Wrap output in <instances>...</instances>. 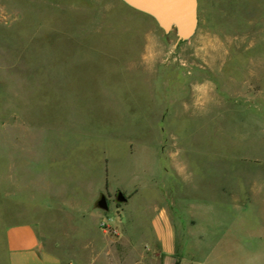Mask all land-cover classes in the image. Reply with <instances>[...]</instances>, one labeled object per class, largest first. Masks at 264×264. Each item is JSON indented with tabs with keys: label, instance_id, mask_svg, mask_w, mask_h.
Returning <instances> with one entry per match:
<instances>
[{
	"label": "rangeland",
	"instance_id": "1",
	"mask_svg": "<svg viewBox=\"0 0 264 264\" xmlns=\"http://www.w3.org/2000/svg\"><path fill=\"white\" fill-rule=\"evenodd\" d=\"M175 41L123 0H0V264L8 226L115 188L138 243L173 215L174 264H264V0H197Z\"/></svg>",
	"mask_w": 264,
	"mask_h": 264
},
{
	"label": "crops",
	"instance_id": "2",
	"mask_svg": "<svg viewBox=\"0 0 264 264\" xmlns=\"http://www.w3.org/2000/svg\"><path fill=\"white\" fill-rule=\"evenodd\" d=\"M202 87L204 88V84L203 86L193 84V92L199 91ZM8 134H10V122ZM117 190L119 189L115 188L106 194H103V191H97L90 199V203L84 207L75 203L68 206V203L62 202L63 206L73 209L75 214L73 218L67 217L69 220L65 225L72 226L69 232L63 234L48 230L49 225L59 224L56 219L47 223L39 217L36 222L8 226L4 232V264H146L144 263L146 260L157 258L160 259L159 264H174L175 226L173 215H170L168 209L158 208V214L151 224L154 238L145 240L143 243H138L134 234L128 233L123 227L120 232L118 228H112L103 220L102 212L108 210L110 196L114 197L110 200L114 203L117 212L124 214L128 207L131 196L126 195L125 201H118L115 196ZM53 195L45 197L40 205L48 209L58 206V199H53ZM102 195L106 197L107 208L97 203ZM171 198V203H173L174 197ZM104 227H107L113 234H107ZM48 245H53L59 251L85 252L87 256L84 260L72 259L70 262H65ZM153 254L156 257H153Z\"/></svg>",
	"mask_w": 264,
	"mask_h": 264
},
{
	"label": "water",
	"instance_id": "3",
	"mask_svg": "<svg viewBox=\"0 0 264 264\" xmlns=\"http://www.w3.org/2000/svg\"><path fill=\"white\" fill-rule=\"evenodd\" d=\"M129 6L152 16L164 32L175 31L177 45L189 38L197 24V0H123ZM118 201H125L127 196L118 191ZM98 205L107 208V200L102 195Z\"/></svg>",
	"mask_w": 264,
	"mask_h": 264
},
{
	"label": "built area",
	"instance_id": "4",
	"mask_svg": "<svg viewBox=\"0 0 264 264\" xmlns=\"http://www.w3.org/2000/svg\"><path fill=\"white\" fill-rule=\"evenodd\" d=\"M105 231L108 233L109 232V229H107V227H104Z\"/></svg>",
	"mask_w": 264,
	"mask_h": 264
},
{
	"label": "flooded vegetation",
	"instance_id": "5",
	"mask_svg": "<svg viewBox=\"0 0 264 264\" xmlns=\"http://www.w3.org/2000/svg\"><path fill=\"white\" fill-rule=\"evenodd\" d=\"M118 191H119V190H117V191L115 192V196H116V194H117Z\"/></svg>",
	"mask_w": 264,
	"mask_h": 264
}]
</instances>
